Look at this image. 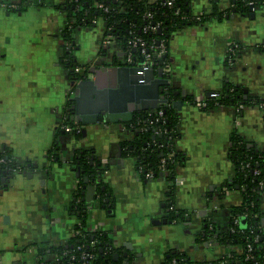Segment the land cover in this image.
Returning <instances> with one entry per match:
<instances>
[{
    "label": "crops",
    "instance_id": "crops-1",
    "mask_svg": "<svg viewBox=\"0 0 264 264\" xmlns=\"http://www.w3.org/2000/svg\"><path fill=\"white\" fill-rule=\"evenodd\" d=\"M64 1L0 0V154L20 166L0 172V264H37L41 247L66 244L77 222L69 213L77 189L87 205L84 180L79 182L72 168L78 149L91 153L100 172L94 182L109 194L108 202L93 201L87 228L106 231L124 257L119 264H162L174 251L208 262L242 252L239 244H220L210 237L197 241L196 234L206 220L226 231L228 208L242 201L238 185L227 186L234 177L229 158L233 133L247 148L264 149V111L252 102L264 99V7L241 11L232 0H192L193 14L210 13L213 7L229 14L185 25L169 39L163 62L171 70L164 75L172 92L182 91L168 96L177 115L174 147L181 154L173 200L188 215L157 224L155 219L168 220V183L162 173L139 178L135 159L121 146L133 138L124 122L104 117L94 124L79 123L78 136L62 128L63 116L74 104L64 57L69 48L62 32L66 13L55 7ZM103 27L98 19L72 32L73 56L86 69L96 61L103 69L123 62L125 52L114 43L98 53ZM99 75V87L108 88L107 76ZM113 86L117 88L115 80ZM228 90L235 103L209 106ZM212 92L219 97H209ZM80 100L96 107L91 93ZM53 144L59 147L54 156ZM94 182L88 175L87 185ZM259 208L264 224V192Z\"/></svg>",
    "mask_w": 264,
    "mask_h": 264
},
{
    "label": "trees",
    "instance_id": "trees-1",
    "mask_svg": "<svg viewBox=\"0 0 264 264\" xmlns=\"http://www.w3.org/2000/svg\"><path fill=\"white\" fill-rule=\"evenodd\" d=\"M191 1L174 0L171 6H167L164 0L153 2L149 0H65L56 4L57 9L66 13L62 32L69 47L64 54L67 58L65 63L69 80L81 78L83 71L87 68L85 65L80 66L73 56L74 45L71 36L75 27L92 25L96 20L101 19L104 27L99 41V54L105 52L102 44L105 38L110 39L122 51L130 53L132 57L140 55V45L143 44V47L152 55L156 69L160 56L158 45L161 41L165 43L167 50L172 33L178 29L188 24L203 22L214 16L221 19L229 14L228 9L220 10L213 7L210 13H202L199 20H196L191 12ZM232 1L235 8L241 11L247 10L250 1L254 6L264 7L260 0ZM98 3L101 7L97 6ZM150 25H156L158 28L152 30L149 28ZM134 40L139 44L133 47L132 41ZM233 93L229 90L222 93L219 99L210 102L209 106L235 103L236 101L233 102L231 98ZM252 102L262 103L264 106V99L252 100ZM160 108L163 111V118L160 122L153 124L148 123L150 118H147V112L150 109L134 112L131 120L124 122V125L133 132V138L123 141L121 146L124 154L135 159V170L141 180H146L145 173L148 170H152L155 177L160 173L164 174L163 177L168 183L166 191L168 220L175 222L185 219L188 215L187 210L176 208L173 200L175 171L181 163V154L174 147V140L178 137L177 115L170 100L162 104ZM70 113L66 111V114ZM78 125L79 123H70L71 132L76 136L80 135V131L76 130ZM157 129L162 131L159 132ZM164 129L165 132H163ZM232 140L229 158L234 165V177L232 183L227 186L238 185L242 201L228 208L229 227L226 231H221L213 220H206L205 226L196 234V240L200 241L210 237L220 244L231 246L239 244L242 252L231 251L223 255L221 259L208 262L207 260L190 259L184 252L174 251L169 253L162 264H218L221 261L234 264L236 260H239L241 264H264V224L259 220L261 218L259 195L264 190V150L247 148L245 141L241 140L236 133H233ZM58 149L57 144H53L51 149L53 156L57 154ZM170 151H173V155L167 160L164 171H162L159 168L160 160ZM90 155L91 153L86 149H78L74 153L72 168L79 169V182L84 175H89V181L92 175L95 178L97 170L94 169V162L91 163L93 156ZM16 167L20 166L10 160L9 156L0 154V172L13 171L12 169ZM255 168L259 170L258 174L253 173ZM260 181L263 182L261 187L259 186ZM96 194L99 201L105 200L109 195L107 188L101 189L100 185L97 186ZM69 213L76 217L77 222L73 224L71 236L66 244L41 247L37 264H119L122 261L123 256H120L117 261L114 260L113 254L118 253V247L106 231L87 228L88 209L78 189L69 205ZM256 215H258L257 218H255ZM241 216L246 217L244 227L240 226L239 220L236 224L232 223L233 218ZM256 235H258L257 238H255ZM248 244L252 247V258L245 260L244 255ZM47 254H53V259L47 258Z\"/></svg>",
    "mask_w": 264,
    "mask_h": 264
},
{
    "label": "water",
    "instance_id": "water-1",
    "mask_svg": "<svg viewBox=\"0 0 264 264\" xmlns=\"http://www.w3.org/2000/svg\"><path fill=\"white\" fill-rule=\"evenodd\" d=\"M255 7L253 4H249L248 8L249 10H253ZM166 56L167 53L161 56L155 70L142 72L141 67L137 66L136 63L127 64L122 62V64L108 67L106 70L101 67L99 61H96L92 68L83 71L81 78L71 81L74 92L70 100L74 101V104L73 108H70L73 114L70 120L74 119L75 122L81 124H94L100 119L107 117L113 123L118 121L127 122L131 120L133 113L136 111L155 109L162 104H166L169 101L168 96L171 93L169 79L165 77L163 70V59ZM141 59L140 57L139 60ZM99 74L107 76L108 82L105 85L108 88L99 87ZM114 80L116 81L117 88L113 86ZM179 92L182 93V91ZM179 92L174 91L172 93L178 94ZM243 92L247 94V90ZM90 93L96 98L94 102L96 103V107L92 105L86 107L80 100L85 94ZM97 103L101 104L97 105ZM79 173L80 171L77 169L76 175H79ZM96 175H100V172L96 171ZM91 177V182H94V176L92 175ZM83 180L85 185H83L82 193L85 196L87 209H90L93 206V201L99 200L96 194L98 182L87 185V175L83 176ZM105 202H108V198L105 199ZM102 206L104 205L102 204ZM261 219L260 221H262ZM154 221L157 224L171 222L166 218H162L161 220L155 219ZM239 221L240 226L244 227L246 217L241 216ZM123 255H126V252ZM113 258L116 261L118 260L119 256L117 252L113 254ZM124 264H127V261H124ZM236 264H241V262L238 260Z\"/></svg>",
    "mask_w": 264,
    "mask_h": 264
},
{
    "label": "built area",
    "instance_id": "built-area-1",
    "mask_svg": "<svg viewBox=\"0 0 264 264\" xmlns=\"http://www.w3.org/2000/svg\"><path fill=\"white\" fill-rule=\"evenodd\" d=\"M149 1L153 2L155 0H149ZM173 1L174 0H164L165 4L167 6H171ZM260 1H262V3L264 4V0H260ZM249 4H253V2L250 1ZM97 6L101 7V4L98 3ZM148 16H150L149 13H148ZM193 16L195 17L196 20H199V18H200V14H193ZM149 28L152 29V30H155L158 27L156 25H150ZM110 43H112V42L108 38H105V39L102 40L103 46H106V45H108ZM138 44H139L138 41H136V40L132 41V46L133 47L137 46ZM140 46L141 47H140V51H139V53H140L139 57H132V55L130 53H126L125 52L123 62H125L127 64L136 63L137 66L141 67V69H142L141 72L142 71H147V70L148 71L155 70V67L153 65V59H152L153 57H152V55L143 47V44H141ZM158 47L160 48L159 49V54H160L159 58H160L163 54H165L167 52V50H166L165 43L163 41H161L159 43ZM140 57L142 58L141 60H139ZM163 70L166 73H168L171 70V65L169 63H167V62H163ZM209 97L215 99V98L219 97V94L216 93V92H212V93L209 94ZM258 106L264 111V106H263L262 103H259ZM235 109H237V110L240 109V106L236 107ZM63 117H64L65 122L63 123L62 128H64L65 131L70 133L72 131V127L70 126V122H72L73 120L67 121L66 117L65 116H63ZM147 118H150V120L148 122L149 124H153L155 122H160L161 119L163 118L162 108H160V106H159L158 108L150 109L147 112ZM76 130L77 131L79 130V126L76 127ZM157 130H159V132L162 131L161 129H157ZM165 131L166 130L164 129L163 132H165ZM172 155H173V151H170V152H167L166 155L161 158L160 164H159V168L162 171H164V169H163L164 165L167 162V160H169L171 158ZM246 166H248V164ZM263 166H264V163H263ZM253 173L254 174H258L259 170L255 168V169H253ZM153 177H155V176H154L152 170H148L145 173V178L146 179H151ZM262 183L263 182H261V181L259 182V186L260 187L262 186ZM261 192H264V190H262ZM256 216H255V218H256ZM238 220H239V217H237V218L235 217V218H233L232 223L234 222L236 224L238 222ZM257 237H258V235L255 236V238H257ZM251 250H252V247H251V245L248 244L247 247H246L245 255H244V259L245 260L252 258ZM53 257L54 256H51L50 259H53Z\"/></svg>",
    "mask_w": 264,
    "mask_h": 264
},
{
    "label": "flooded vegetation",
    "instance_id": "flooded-vegetation-1",
    "mask_svg": "<svg viewBox=\"0 0 264 264\" xmlns=\"http://www.w3.org/2000/svg\"><path fill=\"white\" fill-rule=\"evenodd\" d=\"M72 97H73V95H72ZM69 101H70V100H69ZM67 111H68V112H71L70 110H68V108H67ZM71 113H72V112H71ZM71 113L68 115V114H66V112H65V115H64V116L66 117V120H67V121H70L69 118L73 115V114H71ZM79 127H80V126H79ZM98 201H99V200H98ZM99 202H101V201H99ZM205 224H206V223H204L202 227H204ZM201 229H202V228H201ZM201 229H200V230H201Z\"/></svg>",
    "mask_w": 264,
    "mask_h": 264
},
{
    "label": "rangeland",
    "instance_id": "rangeland-1",
    "mask_svg": "<svg viewBox=\"0 0 264 264\" xmlns=\"http://www.w3.org/2000/svg\"><path fill=\"white\" fill-rule=\"evenodd\" d=\"M259 220H260V218H259Z\"/></svg>",
    "mask_w": 264,
    "mask_h": 264
}]
</instances>
